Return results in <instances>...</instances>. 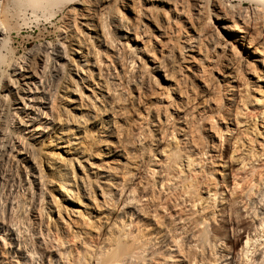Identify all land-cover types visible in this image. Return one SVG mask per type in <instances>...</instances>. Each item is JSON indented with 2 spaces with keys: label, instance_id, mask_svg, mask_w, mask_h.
Here are the masks:
<instances>
[{
  "label": "bare ground",
  "instance_id": "1",
  "mask_svg": "<svg viewBox=\"0 0 264 264\" xmlns=\"http://www.w3.org/2000/svg\"><path fill=\"white\" fill-rule=\"evenodd\" d=\"M0 203V264H264V0H0Z\"/></svg>",
  "mask_w": 264,
  "mask_h": 264
},
{
  "label": "rangeland",
  "instance_id": "2",
  "mask_svg": "<svg viewBox=\"0 0 264 264\" xmlns=\"http://www.w3.org/2000/svg\"><path fill=\"white\" fill-rule=\"evenodd\" d=\"M40 23L42 24L43 22L40 21ZM11 25H10L11 28H9V30L12 31L11 39H10L11 46L13 49L12 53L14 54V56H16V57L19 56V58L22 59V57H25L28 49L34 47L35 44L40 42L41 37L37 36V33L39 31L38 27H42L43 25L37 24L35 22H31V24L27 23V25L26 24L24 25L20 20L14 21ZM47 25H49V24L47 23ZM55 26H56V23H55ZM55 26H53V25L48 26L47 32L44 33L45 34L44 35L45 40L50 41V42H53L55 40V38H56ZM29 35H32L33 38H30ZM18 72H19V70L17 71V73ZM37 95H39V94H37ZM11 103H12V101H11ZM11 106H12L11 110L16 109L15 108L16 105H11ZM20 106H23V105L20 104ZM16 110H18L19 116L17 115L18 117H16V118L13 117V119L11 120L13 123L12 122H11L12 124L10 123V127H9L10 132H8V134L10 135V138H12V135H14L17 131H20L23 128V124L21 125V123L18 122L19 117H24L23 110L21 111L19 108ZM12 130H14V132L15 131L16 132L14 133ZM8 134H7V136H8ZM71 204L72 203L70 202L68 205L70 206ZM0 205H1V203H0Z\"/></svg>",
  "mask_w": 264,
  "mask_h": 264
}]
</instances>
